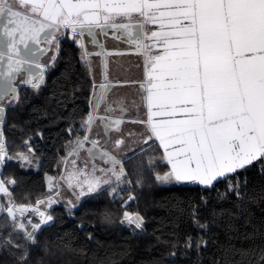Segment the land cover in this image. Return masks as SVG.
Instances as JSON below:
<instances>
[{"label":"snow or ice","instance_id":"1","mask_svg":"<svg viewBox=\"0 0 264 264\" xmlns=\"http://www.w3.org/2000/svg\"><path fill=\"white\" fill-rule=\"evenodd\" d=\"M147 25L156 27L146 31ZM110 31L114 39L134 45L144 58L140 90L146 113L127 121L141 128L124 135L129 108L123 101L118 102L119 116L110 115L117 111L111 106L105 108L106 115L98 114L101 103H107L110 86L100 83L97 92L93 79L91 110L80 122L85 134L65 145L68 152L60 160L64 173L58 180L46 175L47 196L33 204L25 194L18 202L15 191L20 181L15 175L5 176L4 168L11 161H18L21 168L31 167L38 158L32 135L23 141L28 154L9 152L6 109L24 102L22 86L39 92L56 63L61 39L69 32L89 75L93 74L90 57H104L107 81V57L124 54L107 51L98 40ZM85 36L90 40L86 42ZM88 43L100 50L89 51ZM50 52L54 54L43 63ZM96 127L103 128V143L100 132L93 136ZM113 132L118 134L115 139ZM34 135L43 138L39 131ZM154 146L158 151L149 153L146 163L132 173L126 170L127 160L143 157ZM82 151L87 153L85 158ZM97 159L107 167L98 165ZM161 167L165 170L159 171ZM253 168L264 176V0H0V214H6L0 223V264H5V255L10 257L8 264H63L65 255L77 251L71 240H41L45 226L54 224L49 209L63 199L61 187L75 197L65 202L70 216L82 198L107 192L112 203L121 201L119 224L138 234L145 231V216L138 208L129 209L138 204L135 189L145 186L148 173L157 185H198L203 192L218 191L217 184H223L225 192H218V198L231 197L245 208L264 202V190L251 195L247 191L244 174ZM125 192L129 193L126 199ZM200 201L209 204L206 196ZM180 211L203 231L218 215L212 210V219L202 222L201 204L195 201ZM98 219L104 224L116 222L109 209ZM89 224L81 221L77 228L84 230ZM87 239H93L91 232ZM207 243L203 236L188 235L183 247L199 253ZM178 245L179 240L172 247ZM33 252L39 254L33 258ZM244 254L255 256V264H264V248L259 255L253 249Z\"/></svg>","mask_w":264,"mask_h":264},{"label":"trees","instance_id":"2","mask_svg":"<svg viewBox=\"0 0 264 264\" xmlns=\"http://www.w3.org/2000/svg\"><path fill=\"white\" fill-rule=\"evenodd\" d=\"M80 53V48L71 38H62L56 63L48 70L46 82L39 92L22 86L20 96L24 102L16 108L6 109L4 131L9 152L28 154L23 141L32 135L31 144L38 158V163L34 159L31 167L21 168L18 161H11L4 168L5 176L15 175L20 181L15 191L18 202H23L25 194L29 195L33 204L46 196V175L56 180L60 178L64 172L60 160L68 152L65 145L82 134L79 127L82 117L88 113L92 80L82 66ZM70 127L75 131L70 133ZM36 131L41 132L43 138L35 136ZM157 151L158 147L154 146L148 148L143 157L127 160L126 170L132 173L142 162L146 163L149 153ZM158 170L164 171L165 168ZM151 175H146L142 189H135L138 204H132L129 209L135 211L138 208L145 216L143 233L133 234L121 226V201L112 203L107 192H102L82 198L77 208L73 209L72 216L65 205L54 204L49 209L55 217L54 224L45 226L41 240H71L72 247L77 251L65 255L63 264L69 261L71 264H248L250 260L255 264V256L244 253L253 249L259 255L260 249L264 248V202L258 200L240 208L231 197L218 198V192H225L223 184H217L218 191L203 192L198 185H157L151 181ZM244 175L249 181L247 191L250 195L264 190V176L257 169L253 168ZM243 179L244 176H241L242 182ZM128 194L124 193L125 199ZM202 195L209 200L207 206L200 201ZM192 201L201 204L202 222L212 219V210L218 213L207 231L198 229L189 215L180 211ZM104 209L114 214L115 223L100 222L98 217ZM5 220L6 214H0V223ZM81 221L90 224L80 230L77 225ZM88 232L93 234L92 240L87 239ZM188 235L203 236L208 243L199 253L194 249H185L183 244ZM177 240L179 245L173 248ZM173 251L177 254L170 256ZM38 254L33 252V258ZM3 260L8 264L10 257L5 255Z\"/></svg>","mask_w":264,"mask_h":264},{"label":"flooded vegetation","instance_id":"3","mask_svg":"<svg viewBox=\"0 0 264 264\" xmlns=\"http://www.w3.org/2000/svg\"><path fill=\"white\" fill-rule=\"evenodd\" d=\"M90 38L85 36V41H89ZM98 40L105 45V49L110 50V52L116 53V52H122L124 53L123 55H111L107 57L108 60V69H107V76L108 79L107 81L104 80V69H103V64L102 61L104 57L101 56H91L90 60L93 63V74L91 75V80H92V87H91V92L89 96V101L92 98L93 95V79H95L96 83V91L99 92V84L100 83H108L110 86V90L107 93V103H101V106L98 110V114L103 116L106 115L105 113V108L108 106H111L113 108H116L117 111L114 113H111L114 118L119 116V111H118V102L123 101L125 103L127 101L126 94L129 95V97L132 96L133 90L134 89H140V74L137 76L133 74L132 71V63L134 60H140L142 59L141 55L134 54L132 51L131 45H129L126 40H117L114 39L112 36L111 31L109 32V35L107 37L104 36H98ZM87 47L89 51L91 52H96L99 51L100 49L94 45H91L90 43L87 44ZM81 51V49H80ZM54 53H48L45 57L42 58L43 63L48 62L47 56H51ZM112 85V86H111ZM119 88L124 89L122 92L117 91ZM126 92V93H125ZM125 105V104H124ZM126 106V105H125ZM127 107V106H126ZM90 104H89V109L88 112L90 111ZM130 111V110H129ZM126 123L127 121H131L133 119H138V118H132L130 113L128 112L125 117H124ZM100 121H97V126H99ZM133 124V123H131ZM124 125V124H123ZM122 125V127H123ZM80 128V127H79ZM96 132L101 133V143L104 142L103 138V128L102 127H96L93 130V136H95ZM85 133L82 131L81 136H83ZM91 147L90 144H86L85 146ZM81 158H85L87 156L86 152H81ZM98 165L101 167H107V165L102 164V162L97 159L95 161Z\"/></svg>","mask_w":264,"mask_h":264},{"label":"rangeland","instance_id":"4","mask_svg":"<svg viewBox=\"0 0 264 264\" xmlns=\"http://www.w3.org/2000/svg\"><path fill=\"white\" fill-rule=\"evenodd\" d=\"M67 36L69 38H71V33L69 32L67 34ZM49 56H47L46 58H48ZM134 67V64L132 65ZM132 67V68H133ZM135 70L133 69L134 74H140V68L135 66ZM136 72V73H135ZM124 89L119 88V90L117 91H123ZM124 94V92H122ZM126 93V92H125ZM127 98V101L124 103L128 108H129V113L132 116V118H141L145 115V109L146 107L144 106L142 99H141V90L140 89H134L133 90V94L131 97H129L128 94L124 95ZM133 102H135V104H133ZM124 129V135L127 136L129 131L132 132H137L139 131V129L141 128V125L139 124H131V123H125L122 127ZM112 138L115 139L116 136L118 135L117 133L113 132L112 134ZM133 140L138 139V137H132ZM130 154V153H129ZM64 173V172H63ZM47 191L48 193L46 194V196L49 194V190H48V185H47ZM61 193H62V197L63 199L61 200L60 203L58 204H63L65 205V202L67 199H72L73 201L75 200V197L73 196L71 190H68L66 187H61L60 189ZM43 208V206H41ZM34 222H38V217H34Z\"/></svg>","mask_w":264,"mask_h":264},{"label":"crops","instance_id":"5","mask_svg":"<svg viewBox=\"0 0 264 264\" xmlns=\"http://www.w3.org/2000/svg\"><path fill=\"white\" fill-rule=\"evenodd\" d=\"M156 26H153V25H147L146 27H145V30L147 31V30H149V29H154ZM154 52L156 51V49H154L153 50ZM134 64V67L133 66H131V68H132V71H133V69L135 70L136 68H135V66L136 67H138V68H140V81L139 82H141L142 80H143V78H144V67H143V65H144V58H143V56H142V59H140L139 61L138 60H134V62L132 63V65ZM136 73V72H135ZM133 74H134V72H133ZM134 75H136V74H134ZM138 75V74H137ZM136 75V76H137ZM145 113H146V109H145ZM158 143V142H157Z\"/></svg>","mask_w":264,"mask_h":264},{"label":"water","instance_id":"6","mask_svg":"<svg viewBox=\"0 0 264 264\" xmlns=\"http://www.w3.org/2000/svg\"><path fill=\"white\" fill-rule=\"evenodd\" d=\"M131 47H132V51H133V53H134V54H137L136 51H135V47H134V45H131ZM106 50H107V49H106ZM107 51L110 52V50H107ZM111 86H112V85H111ZM139 88H140V85H139Z\"/></svg>","mask_w":264,"mask_h":264}]
</instances>
